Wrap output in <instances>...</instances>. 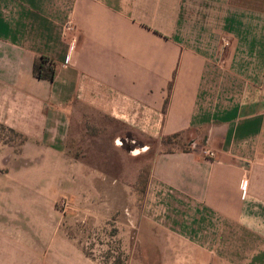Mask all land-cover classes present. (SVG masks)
Wrapping results in <instances>:
<instances>
[{
    "label": "crops",
    "instance_id": "1",
    "mask_svg": "<svg viewBox=\"0 0 264 264\" xmlns=\"http://www.w3.org/2000/svg\"><path fill=\"white\" fill-rule=\"evenodd\" d=\"M38 57L52 82L32 76ZM0 125L26 139L0 157L4 252L45 258L54 238L34 236L17 207L34 193L32 165L56 189L95 191L100 172L73 151L177 135L188 151L154 156L146 214L177 229L167 238L186 262L223 261L196 246L213 222L215 244L245 243L247 264H264V0H0Z\"/></svg>",
    "mask_w": 264,
    "mask_h": 264
},
{
    "label": "rangeland",
    "instance_id": "2",
    "mask_svg": "<svg viewBox=\"0 0 264 264\" xmlns=\"http://www.w3.org/2000/svg\"><path fill=\"white\" fill-rule=\"evenodd\" d=\"M187 142L183 137L172 139L166 145L146 141L147 147L144 148L138 143L130 145L124 141L98 140L92 143L95 148L89 144L78 149V152L73 151V154L82 155L85 164L100 172L98 180H95V191L88 190L86 182L79 183L77 189L70 185V180L68 183L64 181L62 189H56L53 180L39 179L46 165H32L27 172L36 176L30 181L35 194L29 196L26 192L22 199L16 193V199H21L17 207L20 206L25 214L29 213V224L34 236L54 238L51 237L45 246L46 257L39 255L36 259H31V253L20 254L15 246L9 247V252H4V245L0 242V264H85V259L86 264H116L118 259H124L123 264H158L164 252H168L166 255L170 257L166 259L168 264H203L201 259L195 260V263L183 260V242L167 238V235H174L172 232L177 229L170 230L167 224L155 222L145 209L154 156L187 148ZM19 143L20 140L9 132L0 130V157L7 155V149L9 155L21 154ZM159 209L164 210L165 207ZM166 212H170V209L166 208ZM16 213L20 212L14 211V220H21ZM53 220L62 221V235L74 242L64 238L58 228H52ZM203 224V238L199 239L196 246L207 249L208 255L224 257L217 264H247L245 243L215 244L211 240L214 236L213 222ZM151 235H155L159 242L151 243ZM76 246L84 259L77 255ZM234 248L239 249L240 259L231 258ZM190 253L194 256L193 250ZM206 263L213 264V260H207Z\"/></svg>",
    "mask_w": 264,
    "mask_h": 264
},
{
    "label": "trees",
    "instance_id": "3",
    "mask_svg": "<svg viewBox=\"0 0 264 264\" xmlns=\"http://www.w3.org/2000/svg\"><path fill=\"white\" fill-rule=\"evenodd\" d=\"M32 76L36 79H39V80H45L48 82H52L54 79L53 65L44 57L36 58L34 60L33 66H32ZM0 130H2V131L5 130V131L9 132L13 137L19 139L20 140V143H19L20 147H22L24 145V143L26 142V139L24 137H22L21 135L13 132L11 130L4 128L2 125H0ZM178 137L179 136L176 135V136L170 137L168 139H164V140H162V144L165 145V144L169 143L170 140L178 138ZM182 150H183V152L188 151V149H186V148H184ZM124 261H125L124 259L123 260L118 259L117 263L121 262V264H123Z\"/></svg>",
    "mask_w": 264,
    "mask_h": 264
},
{
    "label": "built area",
    "instance_id": "4",
    "mask_svg": "<svg viewBox=\"0 0 264 264\" xmlns=\"http://www.w3.org/2000/svg\"><path fill=\"white\" fill-rule=\"evenodd\" d=\"M226 46H227V44H226ZM202 154L204 155V156H206V157H210V158H213V154L210 152V151H208V150H203L202 151ZM245 186V185H244Z\"/></svg>",
    "mask_w": 264,
    "mask_h": 264
}]
</instances>
